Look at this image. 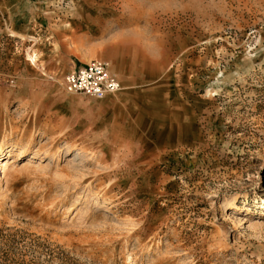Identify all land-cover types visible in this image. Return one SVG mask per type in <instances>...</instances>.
I'll use <instances>...</instances> for the list:
<instances>
[{
    "label": "rangeland",
    "instance_id": "obj_1",
    "mask_svg": "<svg viewBox=\"0 0 264 264\" xmlns=\"http://www.w3.org/2000/svg\"><path fill=\"white\" fill-rule=\"evenodd\" d=\"M3 143L0 264H264V0H0Z\"/></svg>",
    "mask_w": 264,
    "mask_h": 264
},
{
    "label": "built area",
    "instance_id": "obj_2",
    "mask_svg": "<svg viewBox=\"0 0 264 264\" xmlns=\"http://www.w3.org/2000/svg\"><path fill=\"white\" fill-rule=\"evenodd\" d=\"M64 88L70 95H86L102 100L120 92L123 87L112 73L110 63L98 59L70 71L65 76Z\"/></svg>",
    "mask_w": 264,
    "mask_h": 264
},
{
    "label": "bare ground",
    "instance_id": "obj_3",
    "mask_svg": "<svg viewBox=\"0 0 264 264\" xmlns=\"http://www.w3.org/2000/svg\"><path fill=\"white\" fill-rule=\"evenodd\" d=\"M5 147H6V144H5V143L1 144V145H0V151L3 152V149H4ZM2 163H6V161H5V162L3 161ZM5 166H6V165H4V167H5ZM6 167H7V166H6Z\"/></svg>",
    "mask_w": 264,
    "mask_h": 264
},
{
    "label": "crops",
    "instance_id": "obj_4",
    "mask_svg": "<svg viewBox=\"0 0 264 264\" xmlns=\"http://www.w3.org/2000/svg\"><path fill=\"white\" fill-rule=\"evenodd\" d=\"M83 64H87V63H82L81 65H83ZM111 69H112V67H111ZM112 73H113V71H112ZM113 74H114V73H113ZM114 75H115V74H114ZM115 76H116V75H115ZM116 77H117V76H116ZM117 78H118V77H117ZM118 80H119V79H118ZM120 83H121V82H120ZM121 85H122V84H121ZM122 87H123V86H122ZM121 91H122V90H121ZM121 91H120V92H121ZM120 92H118V93H120ZM118 93H116V94H118ZM116 94H114V95H116ZM110 96H111V95H110ZM107 97H108V96H107ZM107 97H106V98H107Z\"/></svg>",
    "mask_w": 264,
    "mask_h": 264
}]
</instances>
